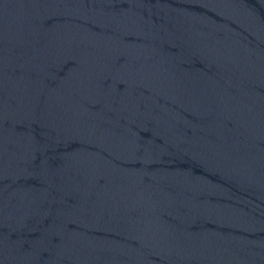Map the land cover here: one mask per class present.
I'll list each match as a JSON object with an SVG mask.
<instances>
[{
    "label": "water",
    "instance_id": "1",
    "mask_svg": "<svg viewBox=\"0 0 264 264\" xmlns=\"http://www.w3.org/2000/svg\"><path fill=\"white\" fill-rule=\"evenodd\" d=\"M0 264H264V0H0Z\"/></svg>",
    "mask_w": 264,
    "mask_h": 264
}]
</instances>
